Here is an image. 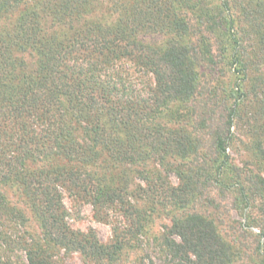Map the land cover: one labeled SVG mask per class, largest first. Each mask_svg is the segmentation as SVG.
<instances>
[{"label": "trees", "instance_id": "trees-1", "mask_svg": "<svg viewBox=\"0 0 264 264\" xmlns=\"http://www.w3.org/2000/svg\"><path fill=\"white\" fill-rule=\"evenodd\" d=\"M108 1V13L91 21L98 0H0V264H23L20 254L26 264H58L61 250L118 263L149 225L137 197L155 202L154 195L172 216L155 237L164 264L241 263L245 248L221 233L205 193L237 187L235 210L259 200L264 213L263 143L250 142L252 161L236 165L228 152L240 155L242 140L230 131L240 109L229 110L223 127L211 124L201 78L225 65L236 81L249 80L255 102L246 105L244 132L264 134V75L248 77L245 56L254 49V66L264 61V0ZM175 3L195 23L173 13L162 23L172 39L162 46L139 40ZM237 17L250 46L236 35ZM149 75L153 83L134 87L132 77ZM63 194L118 211L126 228H114L106 245L69 229ZM251 252L245 264H264V223ZM132 260L125 264H144L145 256Z\"/></svg>", "mask_w": 264, "mask_h": 264}, {"label": "rangeland", "instance_id": "rangeland-1", "mask_svg": "<svg viewBox=\"0 0 264 264\" xmlns=\"http://www.w3.org/2000/svg\"><path fill=\"white\" fill-rule=\"evenodd\" d=\"M232 3L237 4V0H230ZM249 0H244L243 2L246 3ZM262 3L263 0H254L255 2ZM100 4H102L99 8V12L95 13V15L90 18L88 17V20L91 21H98L100 18L98 17V14H102L104 11V8L108 9L110 7L109 1L107 0H98ZM172 5H169L166 7L167 10L172 12L169 15V12H167L165 9H163V12L160 14V16L156 19H154V33H145V34H139L138 39L141 40L145 38L144 40H149L150 42L154 43V45L162 46L165 44L168 39H172V34L170 32H165L162 23H169L172 19V14L176 13L179 17H183L189 23H195V17H193L192 12L187 9V7L181 6L180 3H175L174 8L171 7ZM111 8L109 9V11ZM108 13V12H106ZM105 13V15H106ZM100 14V15H101ZM104 14V13H103ZM105 18V16H102V18ZM236 17V16H235ZM118 17L113 16L108 18L109 20H116ZM238 18V17H237ZM84 20V19H83ZM10 23V21H9ZM237 27H238V33H236L239 38L243 39L244 47L250 46V37L251 35H247L245 31L243 30V24L240 21V19H237ZM197 39V38H196ZM242 43V44H243ZM212 45V51L213 44ZM249 49V48H248ZM246 59L251 58L250 60V66H249V74L248 77L258 78V73H260L261 76L264 75V61H261V64H258L254 66V62L258 61L255 58L252 59V56L256 53L254 49L245 51ZM215 52H213L214 54ZM259 56V55H258ZM260 57H263L262 55ZM218 69V68H217ZM234 69V68H233ZM234 71V70H233ZM256 71V72H255ZM217 73V72H216ZM216 73L211 72H205V76L202 77V84L207 86L205 87L204 91L206 93V90H210L209 95L206 93L205 98L208 97L211 104V117L210 123H214L215 126L222 125V127L225 125L226 121V115L231 110V108H239L238 115L233 116L231 119V129L233 135L240 138L242 140V143L236 142V146L239 148V154H234L232 151H229L228 153L232 155L231 157L234 158L236 161V165L243 169L246 166L245 161H252L251 153L249 151V144L250 142H256L257 139H259L263 143L264 148V134H257L256 132L247 133L244 132V130H247L248 128L245 127L244 121H246V114L249 115V113L246 111V105L251 104L255 102L253 100L252 92H249V86L246 85V83L249 80H245L241 82L240 80L236 81L235 76H233V72H231L227 66L223 65V71L219 73L218 75ZM138 75V74H136ZM218 76V77H217ZM138 77V78H137ZM132 77V83H134V87L138 89H142V87L145 86L147 82L150 81V83H153L151 80V76H142L139 78ZM248 79V78H247ZM235 82L240 86H236ZM202 96H199V99ZM258 100H262L261 97H258ZM239 104V105H238ZM241 104V105H240ZM243 105V106H242ZM250 118V117H249ZM224 119V120H223ZM223 120V121H222ZM264 124V123H263ZM261 126V125H260ZM258 125L257 127L260 128ZM210 129H214L213 127L205 129V137L207 138V133L210 131ZM264 129V127H263ZM260 132V130H259ZM261 133V132H260ZM259 135V136H258ZM256 143H253V145ZM254 148V147H253ZM239 155V156H238ZM245 162V163H244ZM244 163V164H243ZM248 165V164H247ZM251 166V165H249ZM164 174V173H163ZM263 177H264V173ZM167 178V181L172 186L178 185V180L176 176L169 172L164 174ZM136 183L139 182V180L135 181ZM134 184L131 185V188L129 189V192L134 191ZM238 188H230L228 191H219V189H210L207 190V197L205 198L209 203L210 207L208 209V213H210L213 217L214 214L216 216V222L218 223L219 230L221 233L228 237V240H233L234 245L243 246L245 248V255L242 257L243 264L248 262V259L252 257L251 250L253 247L257 244V238L259 236V229L261 228L262 223H264V213L260 210L259 207V200H254L252 208H246L243 213L241 210H238L234 208L233 206V196L230 194L231 191H235ZM145 197V195L143 196ZM159 196L154 195V201L150 202L145 200V198H142L140 200L139 197H137V208L140 210L142 215H145L148 220V226L147 231L144 235L139 236V238H136L135 241L131 242L130 245H126V248L129 249L128 255L129 257L124 258L116 261L118 263L115 264H125V262H129L136 255H143L145 256L144 264H149L151 261L153 264H164L163 257L161 253L159 252V249L156 247L155 237L160 236L164 233L165 228L167 226L171 225V217L169 214H166L163 210V206L160 205L157 200ZM214 199L215 207L213 206V203L210 202V200ZM128 199L132 203H135L136 200L134 197L130 196L128 194ZM139 200V201H138ZM63 205L66 208V212L68 213L66 217V222L69 226V229L73 231H78L82 233L92 232L94 233L97 240L102 244H108L113 238V231L114 228H126V221L125 219L119 214L118 211L114 209L109 208H103L101 210L93 208L91 204L88 202H77L69 199L65 194H63ZM240 208V207H239ZM152 209V210H151ZM169 208L167 207V211ZM264 211V209H263ZM250 223L249 227H245L244 229L240 228V225H245L246 223ZM251 225V226H250ZM244 230V231H243ZM177 240V237H173ZM136 247H139V250H136ZM136 250V251H135ZM17 255L21 252H15ZM22 258H20L21 262L23 264H26V261L23 257V254H20ZM58 264H113V263H99L94 261H84V259L81 257V255L76 251L71 252H64L61 250L58 254ZM129 259V260H128ZM123 260V263H122ZM133 261V260H132ZM132 261L130 263H132ZM239 263V264H241Z\"/></svg>", "mask_w": 264, "mask_h": 264}]
</instances>
